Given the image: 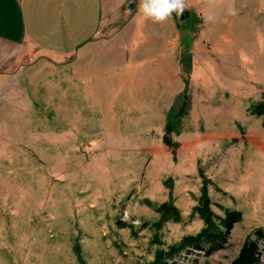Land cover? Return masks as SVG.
<instances>
[{
  "label": "rangeland",
  "instance_id": "1",
  "mask_svg": "<svg viewBox=\"0 0 264 264\" xmlns=\"http://www.w3.org/2000/svg\"><path fill=\"white\" fill-rule=\"evenodd\" d=\"M219 3L230 24L194 45L206 4L184 2L187 45L170 56L80 45L0 72V264L152 262L204 227V196L216 223L226 209L241 220L212 253L191 247L164 264H229L249 238L264 264V0ZM166 202L180 220H162Z\"/></svg>",
  "mask_w": 264,
  "mask_h": 264
},
{
  "label": "crops",
  "instance_id": "2",
  "mask_svg": "<svg viewBox=\"0 0 264 264\" xmlns=\"http://www.w3.org/2000/svg\"><path fill=\"white\" fill-rule=\"evenodd\" d=\"M126 1L0 0V72L32 51L65 58L80 45H164L170 56L173 45H187L188 31L177 15L153 21L139 11L140 0L131 11L125 10ZM230 1L234 0H184L189 7L206 4L194 45L211 42L220 25L230 24L235 11L219 3ZM183 12L189 18L188 11ZM108 29L112 32L103 34Z\"/></svg>",
  "mask_w": 264,
  "mask_h": 264
},
{
  "label": "trees",
  "instance_id": "3",
  "mask_svg": "<svg viewBox=\"0 0 264 264\" xmlns=\"http://www.w3.org/2000/svg\"><path fill=\"white\" fill-rule=\"evenodd\" d=\"M256 112L259 114L263 113L260 107H257ZM167 131H171L169 125ZM168 145L173 146L170 140L165 138ZM159 212L162 213V220H167V217H173L175 220H180L181 216L179 211L171 203H163L159 207ZM201 218L204 220V227L196 234L186 235L180 241L169 245L167 249H159L156 252L155 259L148 263L139 264H164L170 260H174L178 255L183 253L185 250L194 248H204L206 244H210L211 247L207 249V254H210L215 249L214 246L219 244L223 240V227H226L227 223L231 220L239 221L242 218V212L236 209H226L225 216L221 217L216 215L218 223L213 218L214 213L209 209V200L207 197L202 198V202L199 206L195 207ZM258 239L264 243V231L262 229L256 230ZM260 246L256 239H247L242 245L237 257L229 264H256L259 260Z\"/></svg>",
  "mask_w": 264,
  "mask_h": 264
},
{
  "label": "clouds",
  "instance_id": "4",
  "mask_svg": "<svg viewBox=\"0 0 264 264\" xmlns=\"http://www.w3.org/2000/svg\"><path fill=\"white\" fill-rule=\"evenodd\" d=\"M185 8L184 0H140L138 9L145 18L163 21L173 12L180 15Z\"/></svg>",
  "mask_w": 264,
  "mask_h": 264
},
{
  "label": "water",
  "instance_id": "5",
  "mask_svg": "<svg viewBox=\"0 0 264 264\" xmlns=\"http://www.w3.org/2000/svg\"><path fill=\"white\" fill-rule=\"evenodd\" d=\"M188 19V14L182 12L180 15H178V21L180 23H184Z\"/></svg>",
  "mask_w": 264,
  "mask_h": 264
}]
</instances>
